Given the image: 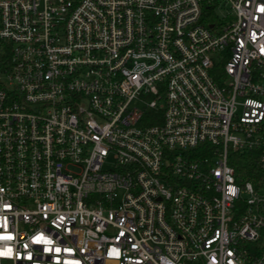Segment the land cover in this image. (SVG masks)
<instances>
[{"label":"built area","instance_id":"built-area-1","mask_svg":"<svg viewBox=\"0 0 264 264\" xmlns=\"http://www.w3.org/2000/svg\"><path fill=\"white\" fill-rule=\"evenodd\" d=\"M262 9L0 0V264H264Z\"/></svg>","mask_w":264,"mask_h":264},{"label":"trees","instance_id":"trees-1","mask_svg":"<svg viewBox=\"0 0 264 264\" xmlns=\"http://www.w3.org/2000/svg\"><path fill=\"white\" fill-rule=\"evenodd\" d=\"M232 158L233 161H231V164L235 168V171L241 173L245 180H249L253 184H256L257 180L264 176V172L258 168L257 157L243 152L234 154ZM197 264L201 263L197 262Z\"/></svg>","mask_w":264,"mask_h":264},{"label":"snow or ice","instance_id":"snow-or-ice-1","mask_svg":"<svg viewBox=\"0 0 264 264\" xmlns=\"http://www.w3.org/2000/svg\"><path fill=\"white\" fill-rule=\"evenodd\" d=\"M262 11H264V9H262ZM262 51H264V49H262ZM0 239H12V237L11 236H8V237H0ZM41 241H43V243H45V244H51L53 242L52 240L45 239L42 236H38V237L35 238V242L36 243H39ZM44 251L47 252V251H49V249L45 248ZM55 251L56 252H60L61 249L60 248H57V249H55ZM11 253H12V249L9 248L6 251H0V256H9V255H11ZM29 259H31V257H29Z\"/></svg>","mask_w":264,"mask_h":264},{"label":"rangeland","instance_id":"rangeland-1","mask_svg":"<svg viewBox=\"0 0 264 264\" xmlns=\"http://www.w3.org/2000/svg\"><path fill=\"white\" fill-rule=\"evenodd\" d=\"M262 244L264 245V237H263V239H262Z\"/></svg>","mask_w":264,"mask_h":264}]
</instances>
